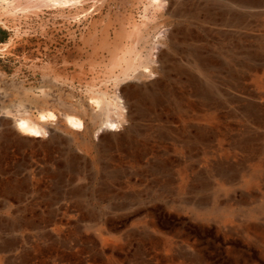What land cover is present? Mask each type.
<instances>
[{
	"label": "rangeland",
	"instance_id": "374dc122",
	"mask_svg": "<svg viewBox=\"0 0 264 264\" xmlns=\"http://www.w3.org/2000/svg\"><path fill=\"white\" fill-rule=\"evenodd\" d=\"M119 1L80 35H35L24 29L37 7L0 0V83L47 91L59 115L92 89L113 93L108 50L120 21L141 22L142 12L137 0ZM167 1L143 27L167 17L153 51L142 49L155 54L154 77L129 80L131 117L114 137L93 136L84 152L61 130L23 136L0 112V264H264V0ZM184 65L216 105L198 99ZM161 90L149 107L144 93Z\"/></svg>",
	"mask_w": 264,
	"mask_h": 264
},
{
	"label": "bare ground",
	"instance_id": "6f19581e",
	"mask_svg": "<svg viewBox=\"0 0 264 264\" xmlns=\"http://www.w3.org/2000/svg\"><path fill=\"white\" fill-rule=\"evenodd\" d=\"M66 1L67 0H61V1L60 0H28V4H26V5L31 6V7H40V5L41 6L42 5L47 6L48 2H52L53 5L60 6L61 2H65V4H66ZM197 1H199V0H197ZM197 1H196V3H197ZM207 1H209V0H202L201 2L206 3ZM221 1H223V0H221ZM225 1L226 2L228 1V3L232 6L236 5V6L243 7L244 4H247V0H225ZM167 3H168L167 0H137V4H140L142 6V12H140L141 13L140 14V17H141L140 21L141 22H137L136 20L135 21L133 20V21H131V23L128 22L129 24H126L124 22V20L120 21V29L117 32V37H119V39H120V41L117 43L118 46L116 45L115 48H113V49L111 48L108 50L109 51V55H108L109 59H108L107 65H109V67H110L109 68L110 72L114 73V76H115V77H113L114 83H115V90L114 91L112 90L113 93H109V91H107V90L103 91V90L92 89V94L89 93L91 95L89 96V102L88 103L84 102V101H80V100H78V101L71 100V101H68L67 103H62V106H64V107L62 108L63 111H61V113H60L61 116H60L52 108V104L55 101V99L53 98V95H50L47 91H44L41 89V92L35 93V92H32V88H25V87L19 86V84L14 82V81H11L10 83H8L6 85H2L0 83V112H1V114L4 117L9 118L10 119L9 123L13 126V128H15L23 136H26L30 139H34V140L38 141L39 139H41V138L43 139L46 136H48L49 138H53L56 136V129L61 130L64 132L66 137H68V139L70 138L73 142H76L78 148L84 152H87L89 147L91 146L90 143L93 141V136L94 137H96V136L97 137H100V136H102V137H106V136L114 137L116 134H118L121 131V129L124 127L125 122H127L131 117L129 100L131 99L132 96L130 95L131 97L129 99L128 98L129 94L127 95L130 88L128 89V92L126 93V89H127L126 85H128L129 80H132V79L134 81H136V79H137V81H143L145 79L150 80L151 76L154 75L153 71H155V68L153 66V63H154V58H155L154 55L155 54L150 56V53L148 52V54H145V56H144L142 49L145 48L147 45H149V47H150V48L148 47L149 51L150 50L153 51L152 49L156 46V43L160 42V40L163 38V35H165L163 32V29H161V27L164 26V21H166L167 17H165L166 19L164 21L155 22V25L153 26V29H154L153 32H144L143 31V27L146 28L148 21L151 19L148 16L149 8H151V9L152 8H159L161 6V4L165 5ZM198 4L199 3H197V5ZM251 4L252 3H249V5H251ZM170 6H172V5H170ZM246 7H248V6H246ZM171 8L172 7H170V9ZM170 9H167V10H170ZM181 9L183 10V8H181ZM194 9H196L195 6H194ZM211 10H212L211 7H208L207 5H205L204 7H201V11L204 14L203 20L213 22V20H214L213 15H212L213 10L212 11ZM237 11H239V10H237ZM190 12H192V11H189V13ZM226 12H228V11H226ZM152 13H153V11H152ZM182 13H183V11H182ZM214 13H216V12H214ZM219 13H220V16L222 18H224L225 15H223V13L220 11H219ZM169 14H171V12ZM174 15L175 14H173V16ZM234 16H235V19L238 20L237 23L239 24L240 14L239 15L237 14ZM199 20H200L199 16H194V21L192 23L197 24V25H201V23H200L201 21H199ZM220 20H222V19H220ZM202 22H204V21H202ZM106 24H108V25L110 24V20L108 18L106 20ZM184 30H186V29H184ZM181 34H183V33H181ZM132 38H134V43L133 42L131 44L127 43V40L128 39L132 40ZM184 38L181 37V39H184ZM187 38H188V36H187ZM189 39H190V35H189ZM128 42H129V40H128ZM106 46H109V45H106ZM195 53H196V51H195ZM195 60H196V62L194 63V65H195V70H196V68H198L200 65H199V60L198 59H195ZM189 65H191V64H189ZM186 66L187 65H184L185 68H186ZM184 67L179 68L178 72L181 74H185L184 80H185V82H187L189 84V86L190 85L194 86V88H193L194 94L198 97V99L205 102V104H208L211 106L216 105L217 104L216 101H218V100H216V98L213 97L211 94H209L206 90L205 91L203 90L204 87L202 88V85L196 79L195 75L191 72L192 68L189 70V68H188L189 66H188L187 67L189 70L188 71L187 68L185 69ZM190 67H193V65ZM205 67L202 66L201 69L205 70V72H207L208 70ZM117 68H118V72L115 70ZM193 71H194V69H193ZM197 71H198V69H197ZM184 80H183V82L182 81L181 82L184 83ZM156 82H158V80H156ZM156 82H151L150 84L154 85V83H156ZM206 82H208V81H206ZM209 82H210V80H209ZM125 83H127V84H125ZM143 85L146 86L147 83H143ZM155 87H156V85H155ZM153 89H154V87H153ZM139 91H134V92L136 93ZM189 91H190V89H189ZM141 92H143V91H141ZM141 92H140V94H142ZM29 93H32L31 96L26 98L25 95H28ZM18 94L23 95L24 98L23 99L22 98L15 99L14 97L17 96ZM131 94L134 95L133 93H131ZM126 95L128 97H126ZM165 96L166 95L164 94V92L162 90L157 91V92H153V93H150V92L144 93V99H147V101L149 103V107L155 106L157 104V102H162V100L165 99ZM227 96H228V94H227ZM135 102H136L137 108L141 109L140 107H142L143 105L141 106L139 104L140 102L138 103L137 100ZM203 102H201L200 104H202ZM7 103H9V105H7ZM52 120L57 121L56 122L57 124L55 127H51ZM8 143L9 142H7V144ZM117 143H119V142H117ZM117 143L114 142V143L110 144V148L106 147L107 149L105 151L108 153V151H110L111 148H113V147H116V149H117L118 148ZM78 174H80V173H78ZM76 177L80 179V176H76ZM127 177H128V175L125 176V178H127ZM263 196H264V194H263ZM262 234L264 235V232H262ZM101 240H103V239H101Z\"/></svg>",
	"mask_w": 264,
	"mask_h": 264
},
{
	"label": "built area",
	"instance_id": "2783aa9c",
	"mask_svg": "<svg viewBox=\"0 0 264 264\" xmlns=\"http://www.w3.org/2000/svg\"><path fill=\"white\" fill-rule=\"evenodd\" d=\"M105 8L117 12L121 9L120 1L67 0L66 4L61 2L60 6L48 2L47 6L40 5L33 9L30 17L34 20L32 27L24 29V32L35 35H80L86 31L91 19L101 14ZM20 14L23 15L22 12Z\"/></svg>",
	"mask_w": 264,
	"mask_h": 264
},
{
	"label": "trees",
	"instance_id": "16d2710c",
	"mask_svg": "<svg viewBox=\"0 0 264 264\" xmlns=\"http://www.w3.org/2000/svg\"><path fill=\"white\" fill-rule=\"evenodd\" d=\"M5 36V32L0 30V41L2 40V38Z\"/></svg>",
	"mask_w": 264,
	"mask_h": 264
}]
</instances>
